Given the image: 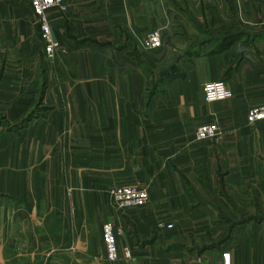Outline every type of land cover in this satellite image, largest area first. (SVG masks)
Returning a JSON list of instances; mask_svg holds the SVG:
<instances>
[{"label": "crops", "instance_id": "obj_1", "mask_svg": "<svg viewBox=\"0 0 264 264\" xmlns=\"http://www.w3.org/2000/svg\"><path fill=\"white\" fill-rule=\"evenodd\" d=\"M62 3L49 60L28 1L0 0V264H264V122L246 118L264 104V0ZM216 82L228 97L207 103ZM212 123L219 141H196ZM118 186L149 202L118 210Z\"/></svg>", "mask_w": 264, "mask_h": 264}, {"label": "built area", "instance_id": "obj_2", "mask_svg": "<svg viewBox=\"0 0 264 264\" xmlns=\"http://www.w3.org/2000/svg\"><path fill=\"white\" fill-rule=\"evenodd\" d=\"M29 9L34 16L35 22L40 30V39L44 44V54L47 59L52 60L56 51L61 49L60 44L54 40L47 19V12L53 8H58L61 12L66 10L62 0H27ZM162 46V38L159 30L149 32L143 40L142 47L146 50H153ZM203 99L207 103L223 101L227 99L228 92L224 83H206L202 86ZM247 122L254 125L258 122H264V104L250 108L247 112ZM196 141L210 140L218 142L220 139V130L216 123L205 124L197 127L194 132ZM109 197L112 205L118 210L130 208H139L149 202L148 191L144 187L118 186L109 190ZM171 224H158V228L170 229ZM101 236L105 251V257L108 261H117L120 252L116 243V231L111 222H105L101 226ZM123 256L130 258V251L123 248ZM222 264H230V254H222Z\"/></svg>", "mask_w": 264, "mask_h": 264}, {"label": "trees", "instance_id": "obj_3", "mask_svg": "<svg viewBox=\"0 0 264 264\" xmlns=\"http://www.w3.org/2000/svg\"><path fill=\"white\" fill-rule=\"evenodd\" d=\"M189 53H186V55H188ZM191 55V54H190ZM177 69L176 66H173L169 69L168 72H164L161 74L160 76V80L158 81V83L156 85H154L152 87V89H149V93H154L156 91H158L161 87H164L165 84L171 80L174 76H173V73H175V70Z\"/></svg>", "mask_w": 264, "mask_h": 264}, {"label": "rangeland", "instance_id": "obj_4", "mask_svg": "<svg viewBox=\"0 0 264 264\" xmlns=\"http://www.w3.org/2000/svg\"><path fill=\"white\" fill-rule=\"evenodd\" d=\"M179 55L180 54H176V53H172V57H171V61L173 60V62L179 57ZM156 73V72H155ZM156 76V75H155ZM155 76H153V77H155ZM156 85V84H155ZM154 86V84H152V85H150V86H148L149 87V89H152V87ZM36 116H37V111H36V109H34V112H31V113H29L25 118H23V120H21V123H25V122H27V121H31L32 120V118L33 119H36ZM252 220L253 221H257L258 219H255V218H252ZM259 221V220H258Z\"/></svg>", "mask_w": 264, "mask_h": 264}]
</instances>
